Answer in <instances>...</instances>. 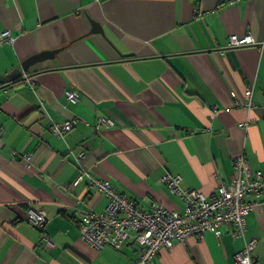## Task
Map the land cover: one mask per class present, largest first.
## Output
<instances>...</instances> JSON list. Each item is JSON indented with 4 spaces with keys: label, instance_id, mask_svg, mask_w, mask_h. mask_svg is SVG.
Wrapping results in <instances>:
<instances>
[{
    "label": "crops",
    "instance_id": "obj_1",
    "mask_svg": "<svg viewBox=\"0 0 264 264\" xmlns=\"http://www.w3.org/2000/svg\"><path fill=\"white\" fill-rule=\"evenodd\" d=\"M4 30L0 75H19L0 84V264H133L135 243L97 250L81 238L82 213L106 203L86 177L74 184L82 170L144 209L178 212L165 175L212 198L238 155L264 173V0H0ZM232 35L251 43L231 47ZM99 118L114 124L96 129ZM68 119L74 128L53 136L51 122ZM260 201L244 236L223 226L219 239L160 248L152 264H236L252 238L264 264ZM31 209L45 211L43 228Z\"/></svg>",
    "mask_w": 264,
    "mask_h": 264
},
{
    "label": "built area",
    "instance_id": "obj_2",
    "mask_svg": "<svg viewBox=\"0 0 264 264\" xmlns=\"http://www.w3.org/2000/svg\"><path fill=\"white\" fill-rule=\"evenodd\" d=\"M12 41L10 30L0 33V44ZM250 43L251 38L248 36L240 38L232 35L228 45L238 47ZM250 95L251 88L245 89L244 96L248 102L244 105L248 108L252 107ZM66 97L70 102L76 103L79 94L76 90H67ZM77 122V119H68L62 123L51 122V133L62 138ZM113 124L110 119L99 118L95 128ZM242 125L244 124H240ZM78 156L82 158L83 153ZM232 167L234 175L227 184L217 176L216 192L212 198H206L194 190L183 191L177 186V178L163 176L162 182L183 200L182 212L169 210L160 204H152L148 209H144L110 182L97 179L82 170L74 184L86 177L90 186L105 196L106 203L104 209L99 212L88 210L82 213L79 222L80 236L97 250L106 246L121 249L130 242L135 243L137 256L133 264H152L160 248L171 247L174 241L183 242L189 237L202 239L207 234L219 239L223 226H231L234 237L244 236L247 215L261 204L264 173L260 170L252 171L242 154L232 161ZM28 214L33 226L44 227L47 220L44 210L31 209ZM45 239L49 241L47 237ZM256 244V239H249L243 250L235 254L236 264H262L252 257Z\"/></svg>",
    "mask_w": 264,
    "mask_h": 264
},
{
    "label": "water",
    "instance_id": "obj_3",
    "mask_svg": "<svg viewBox=\"0 0 264 264\" xmlns=\"http://www.w3.org/2000/svg\"><path fill=\"white\" fill-rule=\"evenodd\" d=\"M32 59L31 60H27L26 62H24L22 64V67L23 69H27V67L29 65H31L32 63ZM19 75V69L16 68L14 69L13 71H11L10 73L6 74V75H0V84H5V83H9V82H12V81H15L17 79Z\"/></svg>",
    "mask_w": 264,
    "mask_h": 264
}]
</instances>
